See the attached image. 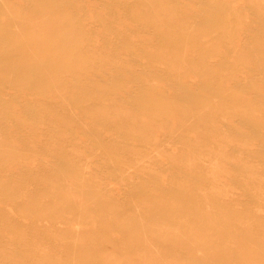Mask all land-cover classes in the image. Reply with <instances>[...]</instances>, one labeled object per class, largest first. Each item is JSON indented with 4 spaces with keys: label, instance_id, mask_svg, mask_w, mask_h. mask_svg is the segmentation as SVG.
Instances as JSON below:
<instances>
[{
    "label": "rangeland",
    "instance_id": "rangeland-1",
    "mask_svg": "<svg viewBox=\"0 0 264 264\" xmlns=\"http://www.w3.org/2000/svg\"><path fill=\"white\" fill-rule=\"evenodd\" d=\"M0 264H264V0H0Z\"/></svg>",
    "mask_w": 264,
    "mask_h": 264
},
{
    "label": "bare ground",
    "instance_id": "bare-ground-1",
    "mask_svg": "<svg viewBox=\"0 0 264 264\" xmlns=\"http://www.w3.org/2000/svg\"><path fill=\"white\" fill-rule=\"evenodd\" d=\"M189 2V1H188ZM17 3V2H16ZM87 7V6H86ZM94 8H95V6H94ZM29 9V8H28ZM74 11V10H73ZM86 23V22H85ZM140 29V28H139ZM100 33V32H99ZM104 33V32H103ZM154 35V34H153ZM112 36V35H111ZM238 41V40H237ZM241 42V41H240ZM246 75V74H245ZM70 79V78H69ZM96 79V78H95ZM106 79V78H105ZM127 80V79H126ZM130 84V83H129ZM105 91V90H104ZM50 93V92H49ZM52 93H53V91H52ZM172 94V93H171ZM65 95V94H64ZM101 97V96H100ZM73 100V99H72ZM51 104V103H50ZM14 105V104H13ZM232 119V118H231ZM215 124V123H214ZM215 126V125H214ZM225 129V128H224ZM152 130V129H151ZM154 131H156V130H154ZM158 132V131H157ZM235 132V131H234ZM228 133V132H227ZM243 136V135H242ZM189 138H190V136H189ZM87 140V139H86ZM81 142V141H80ZM86 142V141H85ZM253 145H255V144H253ZM248 147V146H247ZM174 155V154H173ZM244 158V157H243ZM220 161H221V159H220ZM50 162V161H49ZM52 164V163H51ZM96 165V164H95ZM160 165V164H159ZM162 165V164H161ZM190 165H192V164H190ZM220 167V166H219ZM226 167V166H225ZM199 170V169H198ZM169 173V172H168ZM194 173V172H193ZM253 173V172H252ZM179 174V173H178ZM220 174V173H219ZM132 175V174H131ZM183 175V174H182ZM193 175V174H192ZM243 176V175H242ZM192 177V176H191ZM127 182V181H126ZM112 183V182H111ZM122 183H124L125 184V182H122ZM183 183V182H182ZM113 184H114V182H113ZM121 184V183H120ZM119 184V185H120ZM165 185V184H164ZM113 187H115V186H113ZM118 187V186H117ZM191 192V191H190ZM244 192V191H243ZM214 197V196H213ZM246 199V198H245ZM230 200V199H229ZM231 201V200H230ZM246 201V200H245ZM199 204V203H198Z\"/></svg>",
    "mask_w": 264,
    "mask_h": 264
}]
</instances>
